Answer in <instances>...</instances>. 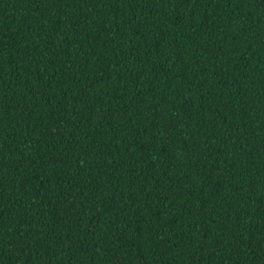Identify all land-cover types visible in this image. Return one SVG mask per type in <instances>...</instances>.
<instances>
[{"label":"trees","instance_id":"trees-1","mask_svg":"<svg viewBox=\"0 0 264 264\" xmlns=\"http://www.w3.org/2000/svg\"><path fill=\"white\" fill-rule=\"evenodd\" d=\"M0 264H264V0H0Z\"/></svg>","mask_w":264,"mask_h":264}]
</instances>
